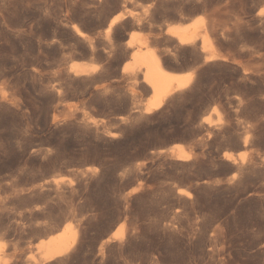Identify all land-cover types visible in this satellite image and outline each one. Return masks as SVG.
Segmentation results:
<instances>
[{"label":"rangeland","instance_id":"rangeland-1","mask_svg":"<svg viewBox=\"0 0 264 264\" xmlns=\"http://www.w3.org/2000/svg\"><path fill=\"white\" fill-rule=\"evenodd\" d=\"M199 20L225 58L166 32ZM131 33L191 75L149 113L142 73L122 72ZM67 222L75 246L43 261L38 243ZM0 255L264 264V0H0Z\"/></svg>","mask_w":264,"mask_h":264},{"label":"bare ground","instance_id":"bare-ground-1","mask_svg":"<svg viewBox=\"0 0 264 264\" xmlns=\"http://www.w3.org/2000/svg\"><path fill=\"white\" fill-rule=\"evenodd\" d=\"M124 18L126 19V14L123 12H120L110 19V21L107 23V27L105 30L107 39L110 40L113 28H115L114 27L115 24L124 20ZM199 22H202V20H199L197 22H192V23H186V24L175 23V24L169 25L166 28V32L170 33L173 37H175L179 45H191L192 44V46L194 45V49H196L195 44L197 43V41H200L199 42L201 45L200 48L202 52L205 54V55L202 54L204 56V57L202 56L204 58V60L202 61H204L205 63L208 61L217 59V58H225V56L219 51H217L215 47L213 46L212 39L209 36L207 29L204 26L197 25ZM138 23L139 22L137 21V24ZM137 24H134L133 26L136 27ZM149 24H153V22ZM142 27H144V25ZM151 27L152 25L150 26V28ZM157 30H160V29L157 28ZM81 31L77 26H75V32L79 33L78 35L83 33V32L81 33ZM152 43L153 42L150 40L148 36L136 37L131 33L125 42L127 48L131 49V52L129 53V56L131 57V61L125 64L123 63L124 65L122 67V72L124 74L128 73V74L137 75L141 72L142 77H143V82L146 85H148V87L150 88V98L147 100L145 106L142 109L144 113H149V112H152L153 110L159 109L163 105L164 100L170 94L178 90L181 91L184 88L186 89V87L191 83V75L177 73L167 68L166 66V61L168 60L167 56H165L161 50L154 48V46L152 47ZM163 43L164 41L162 42V44ZM168 49L170 50L171 48H168ZM162 50H163V46H162ZM69 67H70V71H72L74 75L92 74V72L96 70L95 67H92V65L87 64V63H75ZM131 77L132 75L130 76V78ZM204 120L207 121L208 123L211 122L209 120V117H205ZM243 145L246 146V142ZM176 148L179 152L178 157L181 159H184L185 158V155L183 154L184 146L179 144V145H176ZM235 175L236 174L234 173L233 176ZM181 192L185 193L186 195H188L187 193H189L185 189H181ZM77 238H78L77 226L74 225L72 222H67L65 224V228L62 230V232L58 236L48 237L47 239L42 240L38 243L42 249L43 261L52 260L54 258H57L69 252L75 246L77 242ZM0 264H6V261L3 259V257H1V255H0Z\"/></svg>","mask_w":264,"mask_h":264},{"label":"trees","instance_id":"trees-1","mask_svg":"<svg viewBox=\"0 0 264 264\" xmlns=\"http://www.w3.org/2000/svg\"><path fill=\"white\" fill-rule=\"evenodd\" d=\"M101 164V163H100ZM101 166H102V164H101ZM102 169L104 170V168L102 167Z\"/></svg>","mask_w":264,"mask_h":264}]
</instances>
